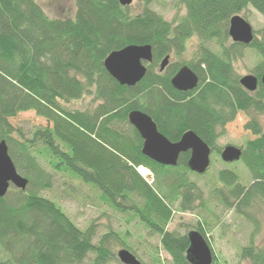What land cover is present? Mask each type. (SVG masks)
Returning <instances> with one entry per match:
<instances>
[{
  "label": "trees",
  "instance_id": "obj_1",
  "mask_svg": "<svg viewBox=\"0 0 264 264\" xmlns=\"http://www.w3.org/2000/svg\"><path fill=\"white\" fill-rule=\"evenodd\" d=\"M178 3L185 13L169 22L148 6L134 14L119 0H76L73 18L50 17L38 0H0V141L7 142L17 170L29 180L26 190L12 185L0 197V264H82L90 254L91 264H111L118 257L108 246L118 233L107 232L95 242L96 223L81 228L59 203L40 194L54 183L40 156L64 177L97 188L116 211L141 218L160 234L174 264H190L189 232L167 229L175 203L189 211L203 198L190 179L195 173L188 166L190 152L180 155L177 166L146 156L144 140L129 121L133 110L151 115L172 141L193 130L216 154H221L218 140L226 125L239 112L248 114L246 128L257 137L242 149L241 161L252 182L245 185L235 171L224 169L217 191L226 206L241 214L255 201H264V135L258 117L264 114V60L256 71L259 85L254 92L241 85L234 67L248 46L263 56L264 27L249 45L233 42L229 34L230 19L248 7L264 15V0ZM194 36L201 40L196 55L161 71L162 60L181 55ZM131 44H151L154 60L139 83L126 86L110 75L104 62ZM184 64L200 78L192 91L177 90L171 83ZM86 95L93 98L85 110L61 103ZM27 111L48 125L28 135L14 127L11 119ZM142 166L153 172L152 184L138 170ZM197 228L210 244L202 225ZM241 257L264 264V244L251 240Z\"/></svg>",
  "mask_w": 264,
  "mask_h": 264
},
{
  "label": "rangeland",
  "instance_id": "obj_2",
  "mask_svg": "<svg viewBox=\"0 0 264 264\" xmlns=\"http://www.w3.org/2000/svg\"><path fill=\"white\" fill-rule=\"evenodd\" d=\"M38 1L50 17L73 18L76 14V0ZM147 6L163 15L169 22L177 21L179 16L185 13L184 7L178 3V0H155L151 3L134 0L130 8L132 13L137 14ZM240 15L253 26L254 34L261 37L258 31L264 27V15L252 6L242 11ZM200 42L199 37L190 38L181 55H171V63L191 60L196 55ZM211 46L217 50L214 43ZM262 60L263 56L256 49L248 46L244 48L243 57L234 62V67L240 78L248 74L256 76ZM92 98V95H86L80 100L61 101V103L72 110H85L91 106ZM258 117L264 134V114H258ZM249 120L248 114L239 112L236 119L226 125L224 133L218 140L219 148L223 150L226 146L233 145L244 149L249 140L255 139L257 135L246 128ZM11 122L14 127L22 128L26 135L38 127L48 125L47 120L34 111L20 113L12 118ZM39 161L51 172L54 180L52 187L41 190L40 194L59 203L81 228L85 229L91 223H96L95 242L105 233L114 231L118 233V238L109 242L108 246L117 256L118 252L125 248L134 253L142 264H174L171 256L161 245L160 234L151 231L136 214L116 211L94 186L85 184L76 177H64L53 170L44 156H40ZM224 169L235 171L245 185L252 182L251 173L241 160L227 163L222 159L221 154L212 152L210 168L204 174H190V179L202 190V200L196 201L194 209L189 211L180 210L175 203L167 229L184 234L198 230L197 227L202 225L213 249L215 261L213 264H254L250 259H243L241 251L244 246L250 244L251 240L258 246L264 244V201H255L245 208L244 214L237 212L235 207L226 206L222 202V194L217 191V188L223 186L219 172ZM150 173L153 174L151 170ZM93 258L94 255L90 254L82 264H91ZM110 263L123 264L119 257L112 259Z\"/></svg>",
  "mask_w": 264,
  "mask_h": 264
},
{
  "label": "water",
  "instance_id": "obj_3",
  "mask_svg": "<svg viewBox=\"0 0 264 264\" xmlns=\"http://www.w3.org/2000/svg\"><path fill=\"white\" fill-rule=\"evenodd\" d=\"M134 0H119L123 6H130ZM143 1V0H138ZM229 34L233 42L249 45L255 38L253 26L242 15L236 14L230 19ZM154 60L151 44H131L120 50L114 51L105 59V67L110 75L121 85L135 86L146 75L148 65ZM170 55L161 62L160 70L168 66ZM264 60V54H263ZM261 82L264 84V74ZM172 85L180 91H190L198 87L199 76L188 65L182 66L171 80ZM241 85L248 91L254 92L259 85V79L253 74L240 78ZM130 123L138 130L144 140L143 153L165 166H177L180 155L190 152L189 168L198 174H204L211 166L212 148L193 130L185 132L180 140L172 141L159 131L157 123L151 115L142 110H133L129 113ZM264 135V134H263ZM243 150L239 147L228 145L221 157L227 163L241 160ZM152 183V173L143 176ZM29 180L19 173L9 154L8 144L0 141V197H4L12 185L21 190H26ZM190 246L187 250V260L190 264H213V249L197 230L188 233ZM118 257L123 264H142L138 257L128 249H121Z\"/></svg>",
  "mask_w": 264,
  "mask_h": 264
},
{
  "label": "bare ground",
  "instance_id": "obj_4",
  "mask_svg": "<svg viewBox=\"0 0 264 264\" xmlns=\"http://www.w3.org/2000/svg\"><path fill=\"white\" fill-rule=\"evenodd\" d=\"M139 170H140V173H143V174H146V175L150 174V170L148 168L143 167V166L140 167Z\"/></svg>",
  "mask_w": 264,
  "mask_h": 264
},
{
  "label": "flooded vegetation",
  "instance_id": "obj_5",
  "mask_svg": "<svg viewBox=\"0 0 264 264\" xmlns=\"http://www.w3.org/2000/svg\"><path fill=\"white\" fill-rule=\"evenodd\" d=\"M170 63H171V55H170L169 64H170ZM169 64H168V65H169ZM184 65H188V64H184ZM184 65H182V66H184ZM182 66H181V67H182ZM188 66H189V65H188ZM181 67H180V68H181ZM189 67H190V66H189ZM180 68H179V69H180ZM197 75H198V74H197ZM199 82H200V78H199ZM198 85H199V84H198ZM190 91H192V90H190Z\"/></svg>",
  "mask_w": 264,
  "mask_h": 264
}]
</instances>
